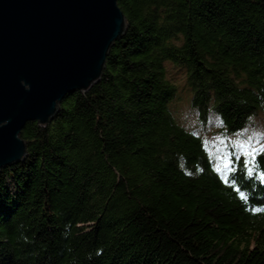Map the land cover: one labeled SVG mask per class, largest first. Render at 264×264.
I'll return each instance as SVG.
<instances>
[{"label":"trees","instance_id":"obj_1","mask_svg":"<svg viewBox=\"0 0 264 264\" xmlns=\"http://www.w3.org/2000/svg\"><path fill=\"white\" fill-rule=\"evenodd\" d=\"M118 3L101 80L29 121L28 157L0 169V264H264V153L218 170L171 111L166 65L242 130L264 111V0Z\"/></svg>","mask_w":264,"mask_h":264},{"label":"water","instance_id":"obj_2","mask_svg":"<svg viewBox=\"0 0 264 264\" xmlns=\"http://www.w3.org/2000/svg\"><path fill=\"white\" fill-rule=\"evenodd\" d=\"M119 0H0V169L24 161L21 132L101 80L128 21Z\"/></svg>","mask_w":264,"mask_h":264},{"label":"rangeland","instance_id":"obj_3","mask_svg":"<svg viewBox=\"0 0 264 264\" xmlns=\"http://www.w3.org/2000/svg\"><path fill=\"white\" fill-rule=\"evenodd\" d=\"M167 76L176 85V96L171 111L182 126L200 135L206 142L214 164L221 172L232 166L234 157L245 155V149L264 148V111L253 115L246 127L236 133L227 132L221 118L213 111L203 117L193 105V90L185 67L167 62ZM240 144L244 145L241 148Z\"/></svg>","mask_w":264,"mask_h":264},{"label":"snow or ice","instance_id":"obj_4","mask_svg":"<svg viewBox=\"0 0 264 264\" xmlns=\"http://www.w3.org/2000/svg\"><path fill=\"white\" fill-rule=\"evenodd\" d=\"M240 146L241 148H244V145L243 144H240L238 145ZM261 153H264V148H261V149H251V146L249 145L247 147V149H245V156L249 157V163H253V157L261 154ZM249 173L251 174V170H249ZM262 178H264V174H262ZM237 191L239 192L240 190L237 189ZM242 198H244L242 196ZM257 211H264V209H257Z\"/></svg>","mask_w":264,"mask_h":264}]
</instances>
